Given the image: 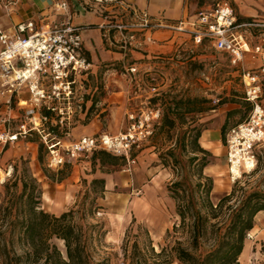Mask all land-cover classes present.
<instances>
[{"label":"rangeland","instance_id":"rangeland-1","mask_svg":"<svg viewBox=\"0 0 264 264\" xmlns=\"http://www.w3.org/2000/svg\"><path fill=\"white\" fill-rule=\"evenodd\" d=\"M202 2L204 0H201ZM206 6H212L218 1L227 2L234 10L237 18L240 21H252L264 24V0H205ZM263 28L264 27H254ZM249 34V33H248ZM249 40L254 44L264 43V36H259L257 39L248 36ZM208 45V44H206ZM199 49L201 54L200 60L187 55V52L182 53L181 57L176 62H169L163 68H156L153 79L142 77L135 85L136 89L154 86L156 90H151V95H145V107H159L165 109L172 96H205L211 100V104H219L215 110L186 116L183 122L179 118H174L175 127L168 133L159 130L160 120L154 125L153 132L139 147L131 150L132 157L125 160V163L120 166H108L99 168L97 165L92 166L83 160L70 161L69 174L60 182H50L47 178L41 176L39 165L37 164V142L42 141V135L50 133L48 131V121L43 123V126H38L40 132L33 129L26 135H19L17 140L6 141L5 137H0V202L3 194L4 183L13 178V166L20 164L21 158L29 159L31 168L34 174L39 177L42 184V206L54 214H60L71 208H77V205L83 201L85 213H78L76 222L81 226L85 238L87 239L86 253L90 264H127L123 253V246L128 248V252L133 250V243H137V247L146 249L148 240L144 230H147L152 245L155 250L159 251L162 246L168 245L173 241L172 236H167L173 224L178 221V216L175 212V203L169 196L167 184L176 178L183 176L188 182H195L196 161L189 162V158L193 155L187 145L186 149L180 152L176 150L178 159L180 160L179 169L175 170L170 164L163 165L159 160V153L164 152L169 147H175L176 142L181 138L186 126L200 124L202 127H213L220 122L222 118L227 121V129L241 120V115L244 117L248 114V107L243 99L242 86L239 81V76L233 69L227 66L224 56L213 50V48ZM264 62V54L261 55ZM78 78V77H77ZM78 79L73 85V95L71 98L70 107L66 104H60L62 111L61 117L67 121V116L70 120L78 118L80 113L87 111L83 115L84 122H87L89 113L92 115L98 113L101 107L105 108L107 102L102 105L95 106V100L100 97H106L104 81L99 85L96 96L82 93L78 86ZM264 83V79H263ZM30 97L28 88L22 86L13 93L7 91L6 87L0 85V119L7 112L2 110V106L6 105V100L10 99V109L12 111V121L10 123L11 130L17 131L23 122L28 123V128L33 127V121L37 120V112L26 103H20L22 99ZM154 98H157L154 100ZM219 100H223L219 103ZM236 100V101H233ZM264 103V96L262 98ZM79 102H83L80 104ZM232 108H239L237 113L228 114ZM141 109L130 111L126 114V121L120 122L116 116L110 124L105 122V118L110 115L109 110H103L100 118L104 119L101 130L96 133L116 134L124 131L129 123V114H140ZM35 117V118H34ZM34 118V119H33ZM33 119V120H32ZM75 125L67 126V133L58 128V133L62 134L63 140L59 147L65 152V147L73 140L71 133ZM7 125L0 120V134L7 130ZM44 130V131H42ZM227 131V130H226ZM64 134V135H63ZM187 135V134H186ZM70 142H68V140ZM187 139L189 137L187 136ZM47 148V147H46ZM258 157L255 170L249 174H244L240 184L247 189L259 188L264 190L262 181L264 175V144L256 148ZM49 150L44 149L43 165L48 166ZM212 159V158H211ZM61 168V167H59ZM56 168L54 170H57ZM53 169V168H50ZM227 170V169H226ZM225 177L223 186L213 187L211 199L217 202L218 199L225 194L228 186H233L229 179L228 173L222 174ZM94 177L105 178V191L101 195H97L93 203H91L92 194H88L84 198L88 182ZM86 180V184L84 183ZM229 189V188H228ZM101 231L104 233L101 234ZM264 237V233H262ZM253 240V239H252ZM249 241V240H248ZM50 242L55 244L60 250L61 255L65 257V245L63 240L52 237ZM258 242V241H257ZM264 241L257 244L256 248L253 245V250L256 251L251 255L250 259L246 260V264H264ZM10 258L13 259V254L10 253ZM239 260V259H238ZM29 264H46L44 260L30 261ZM49 264H56L55 256L52 255L49 259Z\"/></svg>","mask_w":264,"mask_h":264},{"label":"trees","instance_id":"trees-1","mask_svg":"<svg viewBox=\"0 0 264 264\" xmlns=\"http://www.w3.org/2000/svg\"><path fill=\"white\" fill-rule=\"evenodd\" d=\"M221 101L223 102L219 100V103H222ZM245 103L249 111L250 103L248 101ZM218 105H212L211 100L205 96H172L166 108L160 109L159 130L168 133L175 127L174 118L184 122L186 116L193 118L195 114L215 110ZM238 111L239 108H232L227 113L230 115ZM41 113L55 119L48 123V131L61 141L63 136L57 129L61 128L63 133H67L68 123L65 118L60 122V114L45 107L41 108ZM243 117L244 114L241 115L240 121L244 119ZM203 129L205 127L200 124L186 126L176 146L169 147L158 155L163 165L171 164L177 170L180 160L176 150L182 152L188 145L193 153L189 162L196 161L195 182L190 183L181 176L168 183L166 187L175 203V212L178 216V221L167 232V236H172L173 241L157 251L152 245L147 230H144L148 246L146 249H141L134 242L133 250L129 252L128 248L123 246L125 263L239 264L238 259L247 240L246 234L254 227L255 215L264 210V190L247 189L239 185V181L233 184L228 193L214 202L211 199L213 179L204 173V168L212 161V155L199 141ZM228 129L227 121H224L220 128L224 140ZM46 147L44 141L37 142L36 161L41 176L52 183L60 182L69 174L70 161L65 162L57 170L46 168L43 165L44 149H48ZM130 157H132L131 153ZM79 159H84L90 165H97L102 169L108 166H120L127 160L123 155H114L100 149L76 160ZM262 181L264 183V175ZM84 183L86 184V180ZM104 191L105 178L94 177L87 184L84 198L92 194L91 203H93L96 196ZM42 194L41 181L34 174L30 160L22 157L20 164L13 166V178L8 179L3 187L0 202V264H29L33 259L35 261L43 259L44 263L49 264L52 255L55 256L56 264H90L86 253L87 239L75 220L78 213H85L83 201L77 205V208H71L57 215L44 209ZM102 233L104 231H101ZM52 237L63 240L65 257L61 255L56 245L50 242ZM10 253L13 254V259L10 258Z\"/></svg>","mask_w":264,"mask_h":264},{"label":"built area","instance_id":"built-area-1","mask_svg":"<svg viewBox=\"0 0 264 264\" xmlns=\"http://www.w3.org/2000/svg\"><path fill=\"white\" fill-rule=\"evenodd\" d=\"M92 1L101 9L108 4H116L123 9L124 18L98 24L101 29L106 30V37L116 31V44L123 50L141 48L144 39L151 40L145 36L146 31L166 27L176 32L188 33L195 45L210 42L215 50L227 55L229 65L236 69L239 76L244 99L250 103L247 116L231 126L225 134L227 173L230 181L236 183L241 181L244 174L255 170L258 161L256 148L264 144V65L246 68L243 58L244 52L264 54V43L250 46L244 32L254 27H264V24L240 21L233 8L225 1H218L209 8L200 10L191 21L180 19L172 23L156 21L146 10L125 4L121 0ZM1 2L4 9L10 12L19 0ZM56 7L62 10L67 8L64 2L58 3ZM80 30L81 26L71 24L36 28L33 21L19 22L12 34L0 28V41L3 44L0 49V84L11 93L26 86L30 97L20 100V103L24 102L35 110L38 120L33 121V127L28 128V123L23 122L17 131H12L11 100L8 99L7 113L0 119L8 127L0 134L1 138L14 141L19 135H26L33 129L40 132L38 126L55 120L41 113L42 107L57 114L62 111L60 104L70 107L72 88L77 77L91 67L83 48ZM128 71L134 73L136 70L130 67ZM78 106L80 108V102ZM160 117L159 107H145L140 114L128 115L129 123L124 131L116 134L83 135L66 146L65 152L59 147L60 140L50 133L41 134L49 150L48 166L59 168L65 162L76 160L97 149L123 155L128 161L131 150L150 137ZM59 121L62 122L63 117ZM253 238L254 233L249 231L246 239Z\"/></svg>","mask_w":264,"mask_h":264},{"label":"crops","instance_id":"crops-1","mask_svg":"<svg viewBox=\"0 0 264 264\" xmlns=\"http://www.w3.org/2000/svg\"><path fill=\"white\" fill-rule=\"evenodd\" d=\"M121 1L138 9L146 10L152 18L161 23H172L180 19L191 21L197 12L210 7L206 6L205 0L203 2L201 0ZM60 2L66 4V10L56 7ZM124 17L123 9L119 5L108 4L101 9L92 0H19L10 12L4 9L0 0V28L9 34L14 33L15 26L22 21H33L36 28L62 24L81 26L80 34L83 48L91 67L77 78L78 86L82 89L80 95L84 93L86 97L89 94H95L96 96L99 93L97 91L98 83L101 85L104 81L103 87L106 91V97H100L98 101L95 100V106L102 105L104 102H107V105L105 108L101 107L98 113L96 111L93 115L89 113L90 116L87 122L82 119L87 111L80 113L78 118L74 120H70V116L66 117L68 125H75L74 130L68 133V135H73V140L83 135L98 133L103 125L102 121H104L100 118L103 110L110 111L109 117L105 118V122L110 124L116 116L120 122H124L127 113L142 109L143 103L146 102L143 97L151 95V90H156V88L151 86L136 89L135 85L142 77L153 79L156 68H163L170 61L176 62L181 54L187 51L188 56L192 54V58L199 61L202 56L199 54V49L203 48L205 50L204 46H206L215 50L210 42L195 45L188 33L176 32L166 27H157L146 31L145 36L151 38V40L144 39L141 48L123 50L116 44V41H118L116 31L109 33L110 36L106 37V30L101 29L98 24L108 20L118 21ZM244 33L249 45L252 46L254 40H249L248 36L254 37V39L264 36V29L251 28ZM2 47L3 44L0 41V49ZM217 52L224 56L227 66L233 69L231 72L238 75L236 69L229 65L227 55L220 51ZM243 65L246 68H257L264 65L263 57L261 54L244 52ZM130 67H134L136 71L130 73L128 71ZM4 108L7 110V105H3L2 110ZM224 121L225 119L222 118L213 127L203 129L199 138L202 147L212 155V161L204 168V173L212 177L213 182L218 187L226 184L225 177L222 175L227 173L226 149L220 131ZM67 140L70 142L69 139ZM63 142L66 141L63 140ZM228 188L224 190L226 193L231 190L230 186ZM263 228L264 210L255 215L254 227L251 230L254 233V238L245 241L239 256V264H246V260L256 253L253 250L254 244L255 248L257 244L262 245V241H264Z\"/></svg>","mask_w":264,"mask_h":264}]
</instances>
